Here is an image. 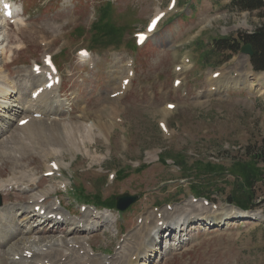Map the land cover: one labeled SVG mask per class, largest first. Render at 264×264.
Wrapping results in <instances>:
<instances>
[{
	"label": "rangeland",
	"instance_id": "1",
	"mask_svg": "<svg viewBox=\"0 0 264 264\" xmlns=\"http://www.w3.org/2000/svg\"><path fill=\"white\" fill-rule=\"evenodd\" d=\"M168 1L12 0L16 18L0 20V39L5 38L0 45V64L5 66L1 74H9L0 77L6 87V94L0 95V130L12 117L8 106L21 105L18 87L39 76L32 65H42L44 54L50 53L61 83L53 86L39 112L24 113L39 118L45 112L47 124L59 120L86 126L91 141L84 143L77 134L73 146L65 140L56 146L49 142L56 131L45 129L33 139L36 147L22 156L19 143L9 140L21 122L14 119L11 128L0 133V264H14L9 252L18 246H34L37 258L55 247L61 257L57 260L68 264H84L88 256L105 258L106 264H118L120 258L133 261L137 247L134 264L140 257L139 264H264V180L255 186L257 205L241 211L227 202L231 186L223 185L224 180H214L217 191L212 188L210 201H205L190 190L191 182L199 181L190 174L181 176L168 157L181 154L188 165L198 160L226 168L244 156L246 145L264 138V71L253 70L248 55L240 53L245 44L241 36L264 19L258 11L229 9L228 0H177L174 9L168 8ZM107 3L109 20L122 33L114 40L94 37L89 29L98 7ZM159 10L166 13L162 21L136 46L135 32L143 31ZM218 38L236 39L239 47L208 56L211 41ZM81 48L89 55L79 56ZM200 51L206 52L203 58ZM212 72L219 75L213 77ZM123 78L129 79L126 85L121 84ZM175 78L180 84L175 85ZM232 79L240 80L227 84ZM50 162L60 170L45 177L44 172L53 170ZM225 180L231 178L226 174ZM75 186L90 198L99 192L105 201L122 193L137 199L120 212L97 211L90 202L71 196ZM34 202L48 208L44 215L33 211ZM52 208L60 210L61 219L44 221ZM92 212L95 216L83 220ZM103 214L112 222L98 230ZM64 217L66 222L56 223ZM163 222L171 227L157 236L155 227ZM5 228L12 237L5 236ZM138 230L144 237L135 239ZM152 237L154 244L145 247ZM61 238L81 241L83 249L72 253L79 244L57 243Z\"/></svg>",
	"mask_w": 264,
	"mask_h": 264
},
{
	"label": "trees",
	"instance_id": "2",
	"mask_svg": "<svg viewBox=\"0 0 264 264\" xmlns=\"http://www.w3.org/2000/svg\"><path fill=\"white\" fill-rule=\"evenodd\" d=\"M226 6L233 11H258L259 16L264 19V0H229ZM98 17L90 26V30L94 37H105L109 40H114L115 37H120V29L110 20V6L104 4L98 7ZM98 37V38H99ZM245 43H250L253 48V55L250 57L251 64L254 70L264 71V22L260 24L253 32L241 36ZM239 44L236 39L230 40L227 38L213 39L210 44L208 56L217 50L236 51ZM203 58L205 51H200ZM173 159V162L179 166L184 177L192 175L199 182H191L190 188L194 194L211 195L212 188H216L214 183L216 178L224 180L223 185H230V190L226 195V200L242 209H250L257 205L255 186L264 180V138L259 143L246 145L244 147V156L232 161V163L224 168L221 164L202 163L198 160L188 165L185 157L181 154L168 156ZM168 157L162 158L164 162ZM226 174L231 178V181L225 180ZM121 177H124L125 172L121 168ZM76 191L81 195L83 189L76 188ZM223 191V189L221 190ZM88 197V196H86ZM91 199L99 204L114 206L115 197L102 200L99 192L91 196ZM108 200V201H107Z\"/></svg>",
	"mask_w": 264,
	"mask_h": 264
},
{
	"label": "bare ground",
	"instance_id": "3",
	"mask_svg": "<svg viewBox=\"0 0 264 264\" xmlns=\"http://www.w3.org/2000/svg\"><path fill=\"white\" fill-rule=\"evenodd\" d=\"M159 12H157L156 14H158ZM155 14V15H156ZM3 15H2V12L0 11V20H3ZM5 39V38H4ZM4 39L2 38V40L0 39V45H2L3 44V41H4ZM1 47V46H0ZM0 50H4V48H0ZM5 66H4V64L2 63V64H0V77H2V79H3V77L5 78H7V76L9 75L8 73H5L4 75L3 74H1L2 73V70H3V68H4ZM250 74V73H249ZM31 75V74H30ZM33 75V74H32ZM31 75V76H32ZM34 79H35V77L34 76H32ZM262 78V77H261ZM1 79V78H0ZM34 79H32L31 78V80L30 79H28V80H24V85H21V87H18V89L16 90V93L18 94V96L17 97H20V101H18L21 105H20V107H15V108H13V106L14 105H12V104H10V106H8V108H9V111H10V115H12V117L11 118H9L8 120H6V123H7V126H6V128H2V130H0V133H2L3 131L5 132V131H8L9 130V128H11V126L13 125V121H14V119H15V123H19V121L20 120H22V119H25L26 118V122H25V124L23 125V126H20L18 123V125H16L15 126V129L14 130H16V132H12L11 133V135H10V138H9V140H10V142L11 143H14V144H16V143H19V146H18V148L21 150L20 151V155H24V154H26V152H25V150H27V152H29L28 150H29V147H36V144L35 143H33V139L35 138V137H37V133L38 132H40V133H43V131L42 130H45V129H47V130H49V129H51V132H55V133H53V135H54V137H53V139H50L49 140V142H50V144H53V145H55L56 143H63L64 141L63 140H65L66 142H67V145L69 146V145H74V143H75V136L77 135V134H79V137H80V141H82V142H84V143H88L89 141H91V139H90V137H91V134H90V132H89V130L87 129V127L86 126H82L81 124H71L70 126H67L66 124H64V123H62V121H59V120H57V121H52V122H50V124H47L48 122H46L43 118V116L44 115H48V114H45V112H44V115H41L39 118H28L27 116V114L26 113H24V112H26V111H32V110H34V109H36V111L37 112H39V110H38V107L39 106H41L42 104H45V99L48 97V95L50 94V93H52V91H53V87H51V88H49V89H47V88H43V90L41 91V92H39V94L37 95V97L35 98V99H32L31 98V95H32V93L37 89V88H39L40 86H43L44 84H45V82H46V80H45V73H42L41 75H39L38 77H36V80H34ZM238 80H240V79H235V80H233L232 79V81L231 82H229V81H227V84H233V85H235V84H237V81ZM3 81V80H2ZM26 81V82H25ZM261 81V80H260ZM3 83V82H2ZM37 83H38V85H37ZM5 84V83H4ZM4 84L3 85H0V95H5L6 93H5V86H4ZM20 85V84H19ZM31 87H35L34 88V90H31L30 92H28L30 89H31ZM27 93L29 94L30 93V95H28V97H26L27 96ZM11 95V94H10ZM11 96H14V95H11ZM15 97V96H14ZM8 99V98H7ZM14 100V99H13ZM23 100V101H22ZM24 102L26 103V104H28V107L26 108V109H24V107H23V105H24ZM47 102V101H46ZM47 106V105H46ZM20 113H24L25 115H21L20 116V118H15L14 116H17L18 114H20ZM55 113H57V111H54L52 114H55ZM50 115V114H49ZM69 116H71V115H69ZM6 125V124H5ZM12 131V130H11ZM50 131V130H49ZM22 134L24 135V137H21L22 136ZM1 135V134H0ZM52 135V136H53ZM41 137V136H40ZM8 140V139H7ZM24 140H27V142H25ZM12 141H14V142H12ZM38 144H40L41 143V139L40 138H38L37 139V141H36ZM42 145L43 146H48L49 144L47 143V142H43L42 143ZM56 146H58V144H56ZM10 147V146H9ZM12 147V146H11ZM61 147V146H60ZM59 148V147H58ZM18 149V150H19ZM43 149V148H42ZM44 150V149H43ZM42 150V151H43ZM46 150H47V148H46ZM59 150V149H58ZM41 151V152H42ZM47 154H49V153H47V152H44V156H47ZM25 175V174H24ZM24 175L22 174L21 175V177H20V179H22V178H24ZM39 185V184H38ZM56 193V192H55ZM35 201V200H34ZM33 202V201H32ZM35 205H37V202H34V204H33V207H35ZM51 207H53V206H51ZM235 208V207H234ZM233 209V208H232ZM226 210V209H225ZM236 210V209H235ZM108 211V210H107ZM229 212V211H228ZM235 212V211H234ZM48 213H51V215L53 216L54 215V217L53 218H55L54 220H56V215H58V214H61L59 211H57L55 208H52ZM166 213V212H165ZM231 213V212H230ZM241 213V212H240ZM4 216V215H3ZM34 216H37L35 213H34ZM41 216V215H40ZM93 216H95V214L92 212V213H88L87 215H84L83 216V220H87V219H89V218H92ZM237 216H239V215H237ZM37 217H39V216H37ZM101 217H102V220H100L99 221V223L97 224V229L99 230L100 229V225H108L109 223H111L112 222V219H109L108 218V216H107V214H103V215H101ZM53 218H51V219H53ZM1 219V218H0ZM211 219H213V220H220V219H222V216H212L211 217ZM46 220H48L47 218H45V220L44 221H46ZM159 220V219H158ZM67 221V219L66 218H63L61 221H58V222H56V223H60V222H66ZM1 222V221H0ZM167 223V222H166ZM74 224H77L78 225V222H74ZM163 224H164V222H163ZM170 227H171V224L170 225H166V224H164L163 226H161V227H158L157 225H156V227H155V229H156V235L157 236H159V234L161 235V232L163 233V229L165 230V229H170ZM75 229L77 228V230H78V227L76 226V227H74ZM149 229V226H147L146 227V229ZM147 229V230H148ZM10 229L9 228H5V236L6 237H12L11 235L13 234L11 231H9ZM144 235V233H143V231L142 230H138V232L136 233V234H134V238L136 239V238H138V236H143ZM144 237V236H143ZM142 237V238H143ZM143 240V239H142ZM155 240H156V238L155 237H152L151 239H149V241H148V244H146L145 245V247H150L151 245H153L154 244V242H155ZM60 241H62V244L63 245H70V246H73V247H75V246H77V244H79V247H78V249H71L72 250V253L73 252H78V253H80V251H81V249H83V247H82V242L80 241H71V242H68V241H66V240H63L62 238L60 239V240H56V242L57 243H59ZM86 242V241H85ZM61 243V242H60ZM87 243V242H86ZM90 245V244H89ZM148 245V246H147ZM90 247H91V245H90ZM90 247H89V249H90ZM138 250H139V247H137L136 248V254L134 255L135 257V260H136V258H137V254H138ZM142 251H143V249H142ZM141 251V253H143L144 251H145V249H144V251L142 252ZM25 252H28L29 253V255H26V254H24ZM61 252V251H60ZM140 253V255H142ZM9 254H11V257H10V260H11V262L12 263H14V264H32V261H29V260H31V259H40V260H38V261H35L36 263H34V264H38V263H40V264H68V263H66V262H62V261H59V260H57L58 259V257L61 259V257L58 255L59 254V250L58 249H56L55 247H52V248H48V254L47 255H42V256H39L38 258H37V256H36V250H34V246H33V248H22V247H19L18 246V249H16V250H12V252H9ZM85 254L87 255V253L85 252ZM16 255H18V257H17V259H16ZM123 257V256H122ZM56 259V260H55ZM140 259H141V257H140ZM139 259V260H140ZM74 260H79V261H82V259L80 258V257H75V259ZM135 260H131V259H128V260H122L121 258H120V262H118V264H134V261ZM139 260H137L136 261V263L135 264H139ZM106 259L105 258H102V257H92V258H90L89 256L87 257V260H86V262L84 263V264H106ZM123 261V262H122ZM83 262V261H82ZM112 264V263H111Z\"/></svg>",
	"mask_w": 264,
	"mask_h": 264
},
{
	"label": "water",
	"instance_id": "4",
	"mask_svg": "<svg viewBox=\"0 0 264 264\" xmlns=\"http://www.w3.org/2000/svg\"><path fill=\"white\" fill-rule=\"evenodd\" d=\"M241 53L253 55V49L250 43H246L240 49ZM137 199V195H130L127 193L120 194L116 197L117 208L123 210Z\"/></svg>",
	"mask_w": 264,
	"mask_h": 264
}]
</instances>
